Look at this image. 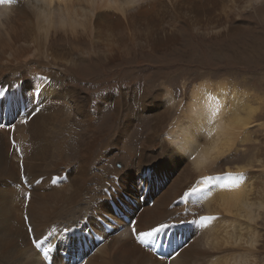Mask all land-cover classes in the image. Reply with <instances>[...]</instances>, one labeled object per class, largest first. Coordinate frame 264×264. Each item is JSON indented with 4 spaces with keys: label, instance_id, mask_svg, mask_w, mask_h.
Here are the masks:
<instances>
[{
    "label": "bare ground",
    "instance_id": "6f19581e",
    "mask_svg": "<svg viewBox=\"0 0 264 264\" xmlns=\"http://www.w3.org/2000/svg\"><path fill=\"white\" fill-rule=\"evenodd\" d=\"M260 6L264 14V0H2L0 264H264L263 79L208 78L187 92L197 80L182 68L197 63L178 54L196 50V34L242 29ZM247 38L216 49L232 63L253 47ZM171 47L177 73L166 81L173 64L156 53ZM139 54L148 57L133 64ZM108 64L112 79L99 84L97 65ZM79 124L87 136L65 156ZM207 176L221 179L205 185ZM193 187L202 191L185 196ZM161 224L158 239L131 231Z\"/></svg>",
    "mask_w": 264,
    "mask_h": 264
},
{
    "label": "rangeland",
    "instance_id": "374dc122",
    "mask_svg": "<svg viewBox=\"0 0 264 264\" xmlns=\"http://www.w3.org/2000/svg\"><path fill=\"white\" fill-rule=\"evenodd\" d=\"M260 8H261V6L257 9L259 12L258 11H257V13L252 12L253 13L252 14L253 16L251 15L249 18L247 17L246 18L247 20H244V22L241 23V25L243 27L242 29L239 28V29L235 30L232 34H229L227 36H221V37H206V36H204V34H202V36H198L196 33H194L196 35L193 36V39H190V42H191L192 47L193 48L195 47V49L196 50L198 49V51H196V50L193 51V49H192L190 51H187L186 50V52L183 51L182 53H178V54H183L184 57L185 56L186 57H189L190 58L189 62L190 61L193 62L194 65L197 63L196 67H191V68L183 67L182 68V69H187L188 70V74H187V77L188 78H190V77L191 78L196 77L195 80H197V81H192L189 85H187V87H188V88L186 87V89H187L186 91L187 92H190L193 83H197V82L204 81V80H209V79L212 80V81H214V82L215 81H217V82H219V81H228V82H230L232 80L230 83L240 84V83H245L248 79L261 78L263 80H260V82H264V77H262V76H264V61L262 60L264 58V54H263L264 53V20H263L264 19V14H263V12H261ZM252 26L253 27L255 26V27L253 28ZM249 28H251L253 31L250 32L249 31ZM261 33H263V34H261ZM243 34L244 35L246 34V36L248 37L247 38L248 39V43H250L251 45H253V47L250 48L246 52L245 55L242 54L243 57H241L239 60H237V61L234 60V62L230 63L229 61H230L231 55L228 54V53H225L223 51L221 53V51H219V50L216 49V45H218L220 43L229 42V40H233L234 39V36L236 37L238 35H243ZM234 40H236V39H234ZM256 40L257 41H260L261 44H260L259 48H257V49L254 50V48L257 45V41ZM180 43H182V41ZM262 46H263V48H262ZM201 48H203V49H201ZM210 48L214 52L209 51ZM173 51L174 50L171 47V48H168L166 50H163V52H162L161 55H160V52H157L156 53V54H159L158 56H160V59L159 60H162L163 57H165V56L168 55L167 56L168 57L167 64H173V65H169V66L165 67L162 70L163 72H166L167 73V76L165 78L166 81H169V80L173 79L175 77L176 73H177V72L173 71V69L175 68V64H174V62L172 60H175V62L178 63V61L176 60V58L178 56H174ZM207 52H209L210 55ZM211 53H212V55H211ZM142 55L139 54L137 56V58L139 60H135V62L133 64L141 63L142 61H144V59H146V57H148L147 56L148 54H144L143 56ZM247 56H248V58H247ZM135 58L136 57L133 56L132 57V60L135 59ZM149 58H151L152 61H154L158 57H156L155 55H151V57H149ZM199 60H200V62H199ZM243 60H245V61H243ZM126 61H128V60H124V61L121 60L118 63H116L115 65L119 66L120 70L123 71V66L127 63ZM220 62H222V63H220ZM223 62H224V64H223ZM251 63H253V64H251ZM208 64H211V65L209 66ZM213 64L216 67L212 68V66H214ZM232 64H233V66H232ZM249 64H251V65H249ZM98 66L99 65H97V71L95 73H96V76L99 77V78L96 79V81H98L99 84L104 83V82H107V81H110L112 79L111 75H109V72H110L109 67H110V65L109 64L108 65H105V66H103V68H99ZM229 66H231V67H229ZM253 66L254 67L256 66L255 67L256 69ZM219 67H220V69H219ZM225 67H226V69H225ZM75 70H76V68H72L71 69V71L69 73V76L70 77H72V74H74V73L77 74ZM204 73H207V74L206 75H203ZM220 73H222V74H220ZM227 73L229 74L230 77L228 76ZM121 74H122V72L121 73L118 72V75L119 76ZM241 74L243 75V77H242ZM236 77H238V78H236ZM223 78H224V80H223ZM77 80L79 82H82V78L80 76H79V78ZM177 81L179 83H176V85H174L173 88L176 89V90L179 89V91L182 92L183 89H184V87L182 86V83L180 84V80L179 79ZM183 81H185V80L183 79L182 82ZM158 87H160V83L156 82L155 83V88H158ZM241 89L243 90V88H241ZM110 90H112V89L111 88L105 89V92L106 91L109 92ZM124 108H125L124 116L122 117L121 120H119L120 121V124H122V125H120V129L123 126V124H125L126 121L129 119V115H128L129 114V110H128V107L125 106ZM143 115L146 116V117H148V116H150L152 114H151V112H147V113H144ZM123 121L125 123H122ZM167 128H168V126H165V130H167ZM74 132L75 133H71L70 136L67 137L66 140L64 141V143H65V153H64L65 156H68L69 155V152L72 150V148L75 147V146H78L81 138H83V136L86 135V130H85V128H83V125H81V124H79L76 127V129H75ZM145 132L147 133V131H145ZM146 133L143 134L144 138L142 140L141 145L139 146V149L144 148L145 145H146V142H145L146 139H147V134ZM105 142H106V145L103 146L102 149H107V144H108L109 140L107 139V140H105ZM120 148L121 149H124L123 146H122V144L120 145ZM155 149H157V148H155ZM136 151L139 152L138 150H136ZM116 153H118V151L116 149H114L112 151V154L110 156H112V155H114ZM56 156H57V153H56ZM66 159L68 160V162H70V160L68 158H66ZM116 164H118V167L120 168L121 172H124L125 169L127 167H129V165L127 163L124 164V159H122V158H120L119 161ZM94 188H96V185H94Z\"/></svg>",
    "mask_w": 264,
    "mask_h": 264
},
{
    "label": "snow or ice",
    "instance_id": "6c2138e0",
    "mask_svg": "<svg viewBox=\"0 0 264 264\" xmlns=\"http://www.w3.org/2000/svg\"><path fill=\"white\" fill-rule=\"evenodd\" d=\"M0 2H2V0H0ZM44 81L47 82V78H44ZM5 99H7V95L5 96ZM3 107V100H0V108ZM36 111H39V109L37 108ZM17 115H20V112L17 111L16 113ZM25 117H32L35 115V112H26L24 113ZM22 123H28V119H23L22 120ZM4 127V124L3 122H0V128ZM9 127L12 128L13 126L11 124H9ZM14 139H13V143H14ZM179 147V145H178ZM21 167H23V163L21 162ZM226 175L228 176H236L237 178H239L240 176L243 175V173H239V174H233V173H227ZM221 177L220 176H207V177H203L202 178V183H204L205 185H210L212 184L213 181H218L220 180ZM21 182L22 183H27V177H21ZM38 182V181H37ZM202 189L201 188H198V187H193L191 189V192H188V193H185L184 195L185 196H191L195 193H199L201 192ZM27 198L30 199L31 198V193L29 192L27 194ZM25 219H27V217H25ZM216 217H213V216H200L199 217V222L201 223H207V222H210V221H213L215 220ZM192 222H197V221H192ZM129 224L131 225V221L129 222ZM168 226L167 225H164V224H161L159 227H151L149 230H139L137 229L135 226H132L131 227V231L133 233V236L134 238L140 240L141 242L145 241L147 238H154V239H158L159 238V235L160 233L163 231V229L167 228ZM31 231V228L29 229ZM67 229H65L66 231ZM166 235V233H165ZM47 239V238H45ZM34 243V246L37 248V249H41V245H42V241L40 240V238L38 237H35L32 241ZM44 251L45 254H47L50 249L48 248H43L42 249Z\"/></svg>",
    "mask_w": 264,
    "mask_h": 264
}]
</instances>
